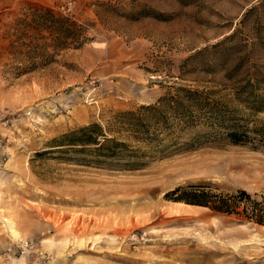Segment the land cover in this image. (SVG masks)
<instances>
[{"label": "rangeland", "instance_id": "1", "mask_svg": "<svg viewBox=\"0 0 264 264\" xmlns=\"http://www.w3.org/2000/svg\"><path fill=\"white\" fill-rule=\"evenodd\" d=\"M28 5L71 17L89 41L17 75L26 62L8 26ZM177 87L210 106L159 133L162 145L264 124V0H0V264H264V225L172 193L204 185L260 200L264 145L217 134L131 168L52 147Z\"/></svg>", "mask_w": 264, "mask_h": 264}, {"label": "trees", "instance_id": "2", "mask_svg": "<svg viewBox=\"0 0 264 264\" xmlns=\"http://www.w3.org/2000/svg\"><path fill=\"white\" fill-rule=\"evenodd\" d=\"M24 12L21 18L14 19L8 26V34L13 38L10 45L15 49L14 56L26 62L23 67L15 68L17 75L50 64L62 50L78 49L89 41L83 36L84 28L69 16L58 14L48 7L34 5H28ZM152 17L164 19L160 14L159 16L154 14ZM207 95L201 91L177 87L174 95L167 94L155 104L140 106L135 111L115 113L106 128L98 123H90L53 138L52 147L60 148L57 150L62 153L72 151L90 154L96 164L108 163L131 168L142 164V159L147 153H152L150 151H154V148L162 152L170 146L176 148L175 150L191 148L200 144L201 138L217 134L235 145H244L247 142L264 145V124L247 129L233 122L227 124L223 122L226 124L224 128L226 132L221 133L225 134L216 132L207 133L205 136L196 134L188 141L171 140L162 145L159 133L178 126V121L186 125L197 121L195 112L210 106L206 101ZM211 110L213 111V108ZM212 111L210 115L216 113L215 116L222 117L220 111H214L215 113ZM215 116L213 119L217 118ZM180 190V196L174 198V201L202 206L212 213L232 215L244 221L264 225V197L257 200L246 190L239 189L226 193L204 185L180 188L172 193Z\"/></svg>", "mask_w": 264, "mask_h": 264}, {"label": "bare ground", "instance_id": "3", "mask_svg": "<svg viewBox=\"0 0 264 264\" xmlns=\"http://www.w3.org/2000/svg\"><path fill=\"white\" fill-rule=\"evenodd\" d=\"M11 233V232H10ZM12 233H14V232H12Z\"/></svg>", "mask_w": 264, "mask_h": 264}]
</instances>
